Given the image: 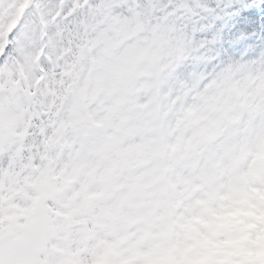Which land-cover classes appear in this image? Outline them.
<instances>
[{
  "label": "snow or ice",
  "instance_id": "snow-or-ice-1",
  "mask_svg": "<svg viewBox=\"0 0 264 264\" xmlns=\"http://www.w3.org/2000/svg\"><path fill=\"white\" fill-rule=\"evenodd\" d=\"M249 0H0V264H109L77 225L98 129L148 84L195 147L230 127L264 151V32ZM90 231V230H89Z\"/></svg>",
  "mask_w": 264,
  "mask_h": 264
},
{
  "label": "rangeland",
  "instance_id": "rangeland-1",
  "mask_svg": "<svg viewBox=\"0 0 264 264\" xmlns=\"http://www.w3.org/2000/svg\"><path fill=\"white\" fill-rule=\"evenodd\" d=\"M251 41H253V39H251ZM129 108L131 109L132 106H130ZM133 109L134 111H137V108L135 107V105H133ZM137 114H138L137 112L134 113V116H137ZM120 124L122 127L126 125V123L124 122H121ZM111 129L112 131H115L119 129V125ZM136 133H137V126L134 127L133 125L127 124L124 129V135L121 136L120 139H125V142L129 143L135 139ZM98 141L99 139H97V145H98ZM113 147H117L120 149V151H122L124 144L119 142L118 145H115ZM96 154L103 155V152L100 153V149L98 148V151L96 152ZM95 162H96V156H94L92 166L94 168H97V171H96L97 173H100L102 168L103 169L106 168L103 163L102 164L98 163L97 165H95ZM184 169H186L185 177H187L188 180L192 182L198 180L196 177L189 174L187 167L184 164H182L181 167H179L176 173L177 177L180 178L178 172L179 171L181 172ZM202 175L203 174L200 173L197 176L200 178L202 177ZM223 176L227 177V179L221 180V183L218 182L214 185L210 181H207L205 178L201 181L202 183L206 182L207 185H206L205 190L207 192L209 191L216 192V194H212L211 202H215L217 199H219L222 196L221 194H222L223 186L226 192H230L229 194L230 197L236 201H238V195H240L245 189L255 190V187L253 185L254 178L250 176L249 174L237 173L229 169L223 172ZM94 177L95 176L92 177L90 184H93L95 182ZM142 182L143 180L140 178L138 181L139 188L136 190L139 192L137 194L135 193L131 199V203L133 204V207H132L133 213L131 214L132 219L134 223L140 224L143 227V229L147 231H155L157 228L163 226L164 219H165L162 201H160L156 197L155 198L151 197V193H150L151 184L148 183V181H146L145 185H147L149 191L140 192ZM193 191L194 193L201 192L200 188L194 189L192 191H182L180 195H178V198L180 199V201L190 204L193 201V198H192ZM143 194H148L149 196L144 197L142 201L139 203V199ZM146 198H148V206L146 208V214L143 217H139L135 214L143 213L144 208H145L143 205V202L145 201ZM252 199L253 201H258L257 196H252ZM259 201H260V204L256 207L260 213V217H261L260 221L261 223H264V201H261L260 199ZM194 208L195 206L193 205L192 210L189 212V215L192 213ZM219 214L220 212L218 211L217 215ZM221 222H222L221 218H217L215 220V223H221ZM171 241L172 239L170 238H165L161 240L160 242L161 245L158 248H161L167 245L169 248L171 247L173 251L182 250L183 248L182 246L180 248H175L174 246H170ZM258 249L264 250V239L263 238L261 241H253V243L249 241V243L245 244L244 246H238L234 250V254H233V250H230L229 251L230 254L224 259H215L214 254L211 253L207 256V259H206L207 264H261V261L264 259V257L261 255L262 252L256 251ZM196 264H198V262ZM200 264H202V262Z\"/></svg>",
  "mask_w": 264,
  "mask_h": 264
}]
</instances>
